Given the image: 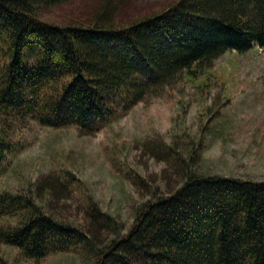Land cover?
<instances>
[{"label":"trees","instance_id":"16d2710c","mask_svg":"<svg viewBox=\"0 0 264 264\" xmlns=\"http://www.w3.org/2000/svg\"><path fill=\"white\" fill-rule=\"evenodd\" d=\"M63 1L0 0V118L89 136L118 109L198 79L225 51L264 48V0H173L104 25L39 16L41 5ZM17 148L0 130V173ZM45 185L37 187L52 193ZM93 211L112 219L96 203ZM15 215V224L1 222ZM0 243L34 261L85 244L89 264H264V179L189 172L174 191L153 190L127 231L100 246L45 212L32 189L0 190ZM0 264L9 263L0 255Z\"/></svg>","mask_w":264,"mask_h":264},{"label":"rangeland","instance_id":"374dc122","mask_svg":"<svg viewBox=\"0 0 264 264\" xmlns=\"http://www.w3.org/2000/svg\"><path fill=\"white\" fill-rule=\"evenodd\" d=\"M171 1L67 0L41 5L38 14L55 23H127ZM203 80L207 85H195ZM179 87L125 112L118 109L89 136L73 126L0 118V130L18 146L0 173V190L32 189L45 212L100 246L127 231L135 207L153 190L172 192L189 172L264 179V48L227 50L198 79ZM46 179L53 180L51 188ZM40 184L52 193L38 189ZM93 203L112 219L94 214ZM18 218L1 222L15 224ZM0 255L9 264H89L91 250L80 244L34 261L0 243Z\"/></svg>","mask_w":264,"mask_h":264}]
</instances>
